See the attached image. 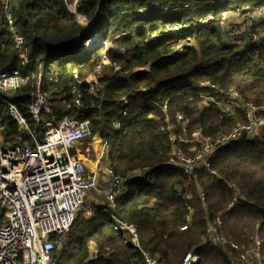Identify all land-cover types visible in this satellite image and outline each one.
<instances>
[{
	"label": "trees",
	"instance_id": "16d2710c",
	"mask_svg": "<svg viewBox=\"0 0 264 264\" xmlns=\"http://www.w3.org/2000/svg\"><path fill=\"white\" fill-rule=\"evenodd\" d=\"M253 1L80 0L79 13L94 18V23L104 21L101 38L107 45L83 53L73 41L83 28L68 13L64 0H13L14 26L26 49L22 65L0 0V73L18 70L27 77L24 86L4 99L26 117L37 139L43 138V129L30 121L27 106L38 78L40 92L51 99L54 120L59 121L74 76L93 75L104 53L109 62L98 78L99 92L90 94L82 86L81 108L70 115L89 121L92 136L98 134L104 144L107 169L123 177L125 192L114 208L102 200L98 209L74 221L62 245L55 246L56 264H144L141 251L116 234L112 217L132 225L139 247L158 255L160 264H179L189 252L199 257L197 264H230L218 247L203 242L208 224L225 210L219 233L240 247L260 240L264 258V128L252 138L242 137L214 150L210 163L217 176L199 170L196 179L168 162L173 147L160 130L168 125L174 134L191 136L199 131L203 137L216 138L245 123L240 111L229 115L213 103L200 105L193 86L200 82L219 87V92H208L217 100L235 91L241 101L264 107V43L233 47L223 43L216 31L220 12L228 5ZM187 3L189 8L184 9ZM207 16L212 19L200 24ZM160 17L170 21L160 22ZM174 22L195 25L170 33L166 27ZM177 42H192L195 47L171 55ZM125 98L131 111L123 117ZM165 101L167 122L160 109ZM0 128L5 143L14 144L18 138L31 142L3 103ZM177 145L192 156L189 143ZM236 189L238 203L229 210ZM184 225L187 229L181 231ZM93 251L98 252L95 261Z\"/></svg>",
	"mask_w": 264,
	"mask_h": 264
},
{
	"label": "built area",
	"instance_id": "2783aa9c",
	"mask_svg": "<svg viewBox=\"0 0 264 264\" xmlns=\"http://www.w3.org/2000/svg\"><path fill=\"white\" fill-rule=\"evenodd\" d=\"M80 0H64L65 7L77 23L83 28L82 37H76L74 42L81 48V52L94 51L101 46H107L101 38L102 29L98 30L94 18H88L78 12ZM2 11L8 32L15 44V56L26 63V49L18 36L14 26L13 0H3ZM189 4L184 5L188 9ZM142 10H139V14ZM207 16L200 24L211 20ZM195 25L194 22H174L166 27L168 32L185 31ZM223 43L242 48L248 44L264 43V0H254L251 4L227 7L219 15L216 29ZM152 38H157L152 34ZM195 47L192 42H177L171 52L180 54L186 48ZM109 64L106 54L94 74L80 79L74 76V83L68 90L69 101H64V115L55 121L51 109V99L40 92V78L35 84L33 101L27 106V114L35 125L40 124L43 129V138L37 139L28 127L26 117L10 104L4 97L12 95L25 85L27 77L21 72L13 70L9 73H0V103L9 107L11 118L18 124L20 130L29 133L31 142H22L19 138L12 145L0 142V264H56L54 255L55 246L60 247L67 237L71 226L80 215H89L97 204L93 194L98 193L109 208H114L118 197L124 195V179L121 175L108 171L109 180L106 185L99 186L95 175L88 174L83 162L78 158L79 145L92 136L89 121L80 120L71 116L74 110L81 108L80 93L82 86L90 94L99 92L98 72L102 65ZM115 69H118L115 67ZM149 69L144 68L142 70ZM199 91L198 97L202 105L215 104L229 115L237 111L244 114L245 123L235 127L228 134L216 137H203L199 131L191 136L185 133L174 134L168 125L160 128L165 132L172 145V154L169 163L178 166L184 174L196 179L199 170H204L213 178L217 172L212 168L210 157L214 150L236 141L242 137L252 138L261 128H264V107L251 102H243L237 92L232 91L225 95L223 100H217L209 91L219 92L216 84L200 82L193 85ZM161 113L166 118L168 102L161 106ZM131 111L128 99H123L121 115L127 116ZM178 115L177 122H182ZM184 129V128H183ZM189 143L192 156H187L178 143ZM199 147L196 148L195 145ZM104 154V151H103ZM181 197L189 196L180 193ZM239 191L229 204L230 210L238 203ZM102 204H100L101 206ZM227 210L222 212L206 227L205 243L218 247L230 264H263L261 255V241L255 240L247 246L240 247L230 243L219 233L222 218ZM113 228L128 246L141 251L144 264H160L158 255L151 256L142 250L138 244L135 228L132 225L120 223L112 217ZM189 221V217H187ZM121 229L126 230V234ZM187 229V225L180 228ZM98 252L93 251L92 260L97 259ZM199 257L192 252L185 255L179 264H197Z\"/></svg>",
	"mask_w": 264,
	"mask_h": 264
},
{
	"label": "rangeland",
	"instance_id": "374dc122",
	"mask_svg": "<svg viewBox=\"0 0 264 264\" xmlns=\"http://www.w3.org/2000/svg\"><path fill=\"white\" fill-rule=\"evenodd\" d=\"M220 6L223 7L224 6V2H221L220 3ZM231 6L232 5H228V7H231ZM210 15H212V14L210 13ZM159 21L160 22L170 21V19H168L166 17H160ZM95 26H96V28L98 30H101L103 28V26H104V21L102 19L101 20H98L95 23ZM106 65H109V64H106ZM104 66L105 65H102L101 70H102V68ZM101 70L98 72V77L101 76V75H103V72H104L105 69L103 70V72H101ZM200 105H202V104L200 103ZM1 131H2V129L0 128V138H2L0 140H2V144L12 145L13 143H11V142L10 143L3 142L4 140H3V135H2V132ZM97 139L99 141L98 145L96 144V140ZM99 146H100V149H99ZM78 147L80 148L79 149V152H78L79 154H81V155H87V164H88V167H90V168H93L94 167V163H95L96 156H95V154L93 153L92 150L89 151V152H86V154H85L84 150L87 149V148L93 147L95 149L96 153H98V161L100 162V163H98V170L100 168L102 170L103 167L106 170V167H105L106 160H105V157H104V154H103L104 144L102 143V140H101V138L99 137L98 134H95L94 136H91L89 139L84 140L83 141V145L80 144ZM100 165H102V167ZM99 204H100V202H98L97 207H95V209H98L100 207Z\"/></svg>",
	"mask_w": 264,
	"mask_h": 264
},
{
	"label": "crops",
	"instance_id": "0c3cea01",
	"mask_svg": "<svg viewBox=\"0 0 264 264\" xmlns=\"http://www.w3.org/2000/svg\"><path fill=\"white\" fill-rule=\"evenodd\" d=\"M2 139V138H0ZM1 144H2V140H0ZM93 147H90V148H87L84 150L85 154L86 152H89V151H93V153L95 154L96 158H95V163H94V167L93 168H90L88 167V164H87V155H81L79 154L78 155V158L83 162V164L85 165V168H86V171L88 174H93L96 176L97 180H98V184L99 186H104L107 184L108 180H109V177H108V169H107V166L105 164V167H106V170L105 168L103 167L102 170L101 168L98 170V163H100L98 161V153H96L95 149ZM99 149H100V146H99ZM102 167V165H100ZM93 199L95 201L96 204H98V202H100V204L102 203L101 199L99 198L98 196V193H94L93 194ZM99 204V205H100Z\"/></svg>",
	"mask_w": 264,
	"mask_h": 264
},
{
	"label": "water",
	"instance_id": "95a60500",
	"mask_svg": "<svg viewBox=\"0 0 264 264\" xmlns=\"http://www.w3.org/2000/svg\"><path fill=\"white\" fill-rule=\"evenodd\" d=\"M82 35H83V32L81 33V35H79L78 37H82ZM74 41V40H73Z\"/></svg>",
	"mask_w": 264,
	"mask_h": 264
}]
</instances>
